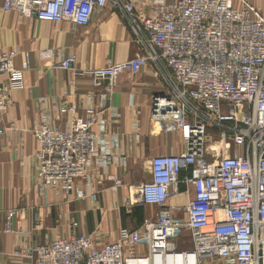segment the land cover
<instances>
[{
  "label": "built area",
  "instance_id": "2783aa9c",
  "mask_svg": "<svg viewBox=\"0 0 264 264\" xmlns=\"http://www.w3.org/2000/svg\"><path fill=\"white\" fill-rule=\"evenodd\" d=\"M242 1L243 8L234 0H3L4 11L78 26H87L96 8L121 11L141 52L88 71L74 69V54L52 66L89 76L108 101L120 74L134 76L152 64L163 83L151 96L149 121L158 132L180 133L184 145L179 154L154 156L150 177L124 197L129 207L156 208V216L142 225L146 254H126L133 243L128 228L96 247L91 237L76 234L72 221L68 237L29 245L17 256L31 264H264V18ZM15 57L0 45V75L7 76L0 82L3 111L23 86ZM65 112L66 129L44 117L33 130L34 157L41 181L69 194L92 162L105 169L127 159L113 155L105 128L101 135L93 129L95 113L78 117L73 104ZM208 128L232 141L233 155L210 160L204 147ZM180 184L185 192L193 189L182 208L184 219L174 218L168 204L181 192ZM84 196L77 189V198ZM14 214H7L6 231L12 230Z\"/></svg>",
  "mask_w": 264,
  "mask_h": 264
},
{
  "label": "crops",
  "instance_id": "0c3cea01",
  "mask_svg": "<svg viewBox=\"0 0 264 264\" xmlns=\"http://www.w3.org/2000/svg\"><path fill=\"white\" fill-rule=\"evenodd\" d=\"M245 1L264 18V0ZM244 4L234 0L237 8ZM2 5L0 0V45L16 52L14 65L23 70V86L13 92V103L0 110V264H31L16 253L29 245L68 237L72 221L77 222L76 234L91 237L96 247L116 239L120 228H128L133 243L126 254H146L142 225L156 216V208L129 207L124 197L131 186L150 177L154 156L179 154L184 149L180 133L158 132L149 121L151 96L162 86L161 74L152 64L134 76L122 73L110 100L105 101L102 89L94 88L89 76L52 65L74 54V69L88 71L141 52L121 11L111 6L96 8L90 23L78 26L68 20L53 23L23 17L17 11H4ZM137 8L144 9L140 3ZM6 80L1 74L0 82ZM70 104L76 106L78 117L95 113L93 129L101 135L105 128L104 138L112 145L113 155L127 161L124 165L111 162L105 169L92 162L87 175L66 194L39 178L33 130L44 117L52 127L66 129L70 117L65 108ZM230 149L227 154L233 155L234 146ZM77 189L83 191V198H77ZM180 189L168 204L174 208V218L184 219L182 208L193 189L188 186L185 192L184 184ZM10 211L15 213L12 230L6 231Z\"/></svg>",
  "mask_w": 264,
  "mask_h": 264
},
{
  "label": "rangeland",
  "instance_id": "374dc122",
  "mask_svg": "<svg viewBox=\"0 0 264 264\" xmlns=\"http://www.w3.org/2000/svg\"><path fill=\"white\" fill-rule=\"evenodd\" d=\"M224 140L223 142H218V140ZM232 143L230 139L226 138V136L218 132L217 130L207 129L205 136V152L209 156L211 161H215L219 158L230 156L229 151L232 150Z\"/></svg>",
  "mask_w": 264,
  "mask_h": 264
}]
</instances>
